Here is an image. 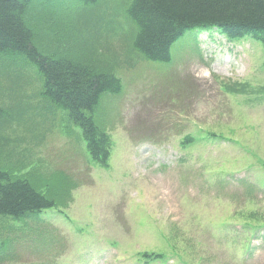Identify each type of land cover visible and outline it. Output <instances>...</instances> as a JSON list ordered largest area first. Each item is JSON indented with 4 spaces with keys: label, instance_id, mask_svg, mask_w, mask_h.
I'll list each match as a JSON object with an SVG mask.
<instances>
[{
    "label": "rangeland",
    "instance_id": "rangeland-1",
    "mask_svg": "<svg viewBox=\"0 0 264 264\" xmlns=\"http://www.w3.org/2000/svg\"><path fill=\"white\" fill-rule=\"evenodd\" d=\"M128 4V0H105L93 10L104 17L98 25L102 35L115 40L113 56L119 58L115 60L129 68L139 65L131 73L117 72L125 87L121 101H114V114L106 109L112 104V95L119 94L111 93L103 95L96 114L97 123L109 131L114 147L110 166L91 158L81 128L76 130L78 126L69 122L65 111L57 131L65 133L67 139L55 135L39 150L55 147L62 155L57 165L85 176L72 204L76 211L69 215L81 230L74 229L76 237L69 248L47 255L29 252L26 259H54L56 264L77 261L74 254L65 253L82 248L90 232L104 227L107 215L110 233H99L110 239L106 243L104 238L106 245L100 250L108 251L103 264H142L138 258L146 251L170 256L163 264L166 260V264H264V229L256 231L264 227L262 45L223 37L218 41L224 47L205 55L198 50L197 30H191L173 47L170 62L138 58L130 53L135 24L127 12ZM32 5L31 13L53 8L44 1ZM44 26L39 23L35 27L44 30ZM49 36L53 37L52 33ZM55 42L52 46H59ZM187 136L195 141L184 143ZM43 138L32 142V147L38 148ZM19 142L21 146L25 141ZM21 150L2 156L0 164L14 165L22 157L21 163L26 165L23 173L41 169L30 153L23 156ZM178 154L181 159L168 174L170 181L166 172ZM39 155L47 157L45 151ZM160 165H165L164 169ZM230 173L238 175L228 178ZM32 179L53 193L64 192L68 186L63 171L42 180L33 172ZM101 208L106 211L95 215ZM250 214L254 218H249ZM58 216L48 212L43 218L56 221ZM118 255L121 257L116 260Z\"/></svg>",
    "mask_w": 264,
    "mask_h": 264
},
{
    "label": "trees",
    "instance_id": "trees-1",
    "mask_svg": "<svg viewBox=\"0 0 264 264\" xmlns=\"http://www.w3.org/2000/svg\"><path fill=\"white\" fill-rule=\"evenodd\" d=\"M36 1L53 8L31 13ZM104 1L0 0V158L15 149L34 156L32 142L45 138L57 109L65 108L83 129L91 157L108 161L111 142L96 122V110L103 95L122 92L117 72L131 73L122 70L131 66L115 60L119 59L113 56L115 40L102 35L98 26L104 17L93 10ZM128 2L127 12L135 24L130 53L138 58L170 62L173 47L197 29H217L229 39L251 38L264 47V0ZM39 23L45 24L44 30L35 27ZM52 41L59 46H52ZM19 141L25 142L20 146ZM22 159L15 166L0 164V218L33 219L56 203L48 187L46 194L36 188L40 184L10 173L24 171L23 163H18Z\"/></svg>",
    "mask_w": 264,
    "mask_h": 264
}]
</instances>
